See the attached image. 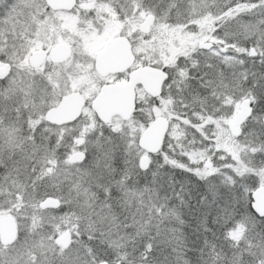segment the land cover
I'll return each mask as SVG.
<instances>
[{
  "label": "snow or ice",
  "instance_id": "1",
  "mask_svg": "<svg viewBox=\"0 0 264 264\" xmlns=\"http://www.w3.org/2000/svg\"><path fill=\"white\" fill-rule=\"evenodd\" d=\"M0 264H264V0H0Z\"/></svg>",
  "mask_w": 264,
  "mask_h": 264
}]
</instances>
